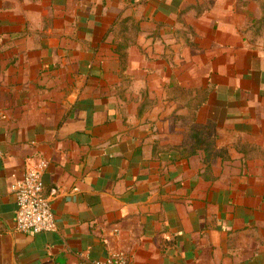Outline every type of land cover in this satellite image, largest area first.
<instances>
[{"label": "crops", "instance_id": "1", "mask_svg": "<svg viewBox=\"0 0 264 264\" xmlns=\"http://www.w3.org/2000/svg\"><path fill=\"white\" fill-rule=\"evenodd\" d=\"M262 15L264 0H0V264H264ZM172 80L190 98L166 108ZM147 89L153 114L131 99ZM199 127L211 145L191 154ZM41 159L58 228L19 231L11 186Z\"/></svg>", "mask_w": 264, "mask_h": 264}, {"label": "built area", "instance_id": "2", "mask_svg": "<svg viewBox=\"0 0 264 264\" xmlns=\"http://www.w3.org/2000/svg\"><path fill=\"white\" fill-rule=\"evenodd\" d=\"M47 161L39 160L28 167L22 178L12 184L16 197V226L19 231L41 233L52 232L58 228L56 215L51 207L50 198L43 192V173ZM56 190H52V195ZM93 264H129L123 253H114L104 260H94Z\"/></svg>", "mask_w": 264, "mask_h": 264}, {"label": "rangeland", "instance_id": "3", "mask_svg": "<svg viewBox=\"0 0 264 264\" xmlns=\"http://www.w3.org/2000/svg\"><path fill=\"white\" fill-rule=\"evenodd\" d=\"M262 19H264V15H262ZM261 19V20H262ZM255 25L257 27H255ZM254 25V29L252 30V35L254 34L256 36V38H258L259 36L263 37L264 39V22H259L258 24H255ZM188 31L187 30H183V31H180L179 32V38L181 40H185V39H188ZM176 64V63H175ZM184 62H180V63H177L176 65L179 67V68H182ZM122 68H123V64H122ZM184 68V67H183ZM182 81V80H180ZM120 82L122 83V85L124 84H133L132 81L131 83H128V79H121ZM171 83V84H170ZM170 83H168V86H166V93H164V95H161V98H162V102L164 105H166V108H171L172 104H171V101H175V102H180V106H182V104L186 103L187 100L190 98V95L188 94V91H186V88L184 86H182L181 84L178 83V81H175V80H172L170 81ZM134 96V97H133ZM159 97L160 95L159 94H155L154 93H151L149 91V89H147L146 91L144 92H141V94H135V95H131V99L134 100V98L136 99V102H139L140 105H142L144 107V110L142 112H148L150 114H153L154 113V109L153 106L158 104L159 102ZM155 98L157 100H155ZM135 101V100H134ZM166 110H164L162 113H165ZM168 111H170L168 109ZM178 112V110H174V114H172V116L174 118H178V117H183L184 120H185V123L188 124V127L190 128V122H191V116L189 118V116H186L185 114L184 115H179V114H176ZM198 130H202V131H205L204 134L202 135L203 137H208V133L210 134V130L207 129V130H204L205 128L203 127H199L197 128ZM190 133L191 132H187V137H189L188 141H186V144L187 145H190L191 142H193L190 138ZM209 139H212V131H211V136L208 137ZM216 144V142H215ZM258 150V148H257ZM260 150V149H259ZM259 158V159H258ZM258 160H264V154L263 153H259L258 152V157L256 158ZM256 159H253V160H256ZM252 160V159H251Z\"/></svg>", "mask_w": 264, "mask_h": 264}, {"label": "trees", "instance_id": "4", "mask_svg": "<svg viewBox=\"0 0 264 264\" xmlns=\"http://www.w3.org/2000/svg\"><path fill=\"white\" fill-rule=\"evenodd\" d=\"M203 133V131H194L193 134H192V138L195 140L194 142V147L193 149L190 150V153L191 154H194L196 148H199L200 146L202 145H211V143L207 142L206 140H203L201 138V134Z\"/></svg>", "mask_w": 264, "mask_h": 264}]
</instances>
